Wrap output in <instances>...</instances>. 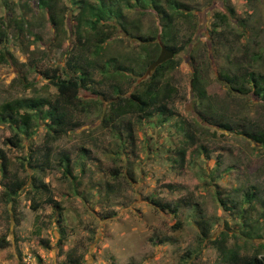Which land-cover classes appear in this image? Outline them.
<instances>
[{
  "label": "rangeland",
  "instance_id": "obj_1",
  "mask_svg": "<svg viewBox=\"0 0 264 264\" xmlns=\"http://www.w3.org/2000/svg\"><path fill=\"white\" fill-rule=\"evenodd\" d=\"M176 1L191 14L168 25L158 12H171L167 0H0V105L52 101L47 68L86 74L89 105L71 107L76 126L52 142L39 109L18 148L4 143L13 130L0 121L9 159L0 237L10 241L0 264H221V235L240 254L264 252V147L247 135L264 130V102L245 76L264 75V0ZM99 3L116 14L92 28L88 9ZM159 41L178 49L161 76L175 88L172 113L107 121L116 94L145 87L146 52ZM14 180L22 184L7 201Z\"/></svg>",
  "mask_w": 264,
  "mask_h": 264
},
{
  "label": "trees",
  "instance_id": "obj_2",
  "mask_svg": "<svg viewBox=\"0 0 264 264\" xmlns=\"http://www.w3.org/2000/svg\"><path fill=\"white\" fill-rule=\"evenodd\" d=\"M40 2L42 5H47L48 0H40ZM167 2L171 8V12H168L165 9H158V12L162 14L165 20H167L168 25L173 24L176 16H182L186 19L191 14L183 11L182 7L185 8V6L176 0H167ZM88 14L91 16L88 23L94 28L103 17L116 13L115 11L107 10L106 7L99 3L95 9L90 5ZM218 16L224 23L226 15L222 13ZM164 34L165 33H162V38L164 37ZM0 35L6 36L5 32L1 30ZM167 46L172 48L175 52L178 50L174 45ZM98 47L100 48L99 45ZM143 48H146L145 50H147L146 46H143ZM159 48V45L154 43L151 50H147L146 56L149 62L156 57ZM0 60L7 61L4 51H0ZM175 61L176 60L172 58L158 65L148 76V82L143 89L133 92L124 98L120 97L119 94H116L114 97H117L118 99L111 101L113 109L111 110V114L107 118V121L113 122L116 118H119L121 114L126 112H137L140 114V117L150 116L153 115V113L163 115L172 113L169 103L172 100L175 88L167 81L161 83V76L165 71L174 68ZM43 74L57 89V96L52 101H48L43 97L35 96L28 98H15L5 101L0 105V121L7 122L11 125L13 130L12 135L7 137L4 140V143H9L14 148L20 147V135L28 133V127L31 120L34 118V113L36 112L34 110L39 109V112L42 111L41 116L47 119V130L45 135L47 141L50 142L55 141L60 135L76 126V123L73 121V114L70 110L71 107L82 112L88 110V103L83 102L80 98V89L86 85L87 81L86 74L79 73L77 75H70L66 78H62L57 68H47L44 70ZM245 76L247 81L251 84L254 95L264 102V75L253 71H247ZM221 79L228 83L230 87H233L237 81V77L230 78L227 74H221ZM114 89L118 90L117 92L119 93L117 86H115ZM120 100L122 101V104ZM43 104L48 105L44 110H42ZM151 109L153 112L149 111ZM247 135L256 143L264 147V130H259L255 134L249 133ZM49 151V147H47L45 153L46 156H48ZM61 161L66 169L65 171H68L70 158L67 155H62ZM8 165L9 159L6 152L0 148V170L2 173L7 172ZM21 184L22 183L18 180L4 183V191L7 201H11L14 196L18 195V190L21 187ZM44 202L60 209V203L51 196L45 198ZM158 205L165 208L168 206V203H158ZM223 241L224 235L213 240V243H215L220 250L221 264H264V252H259L257 249L251 255L240 254L239 251L226 248ZM9 245L10 241L6 237L1 236L0 249L6 248ZM67 255L69 256L70 254ZM69 258L71 264H78L77 259L70 256Z\"/></svg>",
  "mask_w": 264,
  "mask_h": 264
},
{
  "label": "water",
  "instance_id": "obj_3",
  "mask_svg": "<svg viewBox=\"0 0 264 264\" xmlns=\"http://www.w3.org/2000/svg\"><path fill=\"white\" fill-rule=\"evenodd\" d=\"M159 52L157 56L148 64L145 75L149 76L155 68L164 63L165 61L174 58L175 51L172 48H169L166 44H164L162 41H159Z\"/></svg>",
  "mask_w": 264,
  "mask_h": 264
}]
</instances>
